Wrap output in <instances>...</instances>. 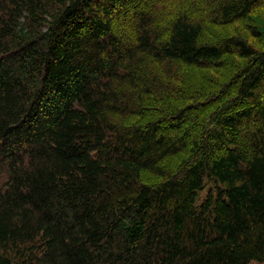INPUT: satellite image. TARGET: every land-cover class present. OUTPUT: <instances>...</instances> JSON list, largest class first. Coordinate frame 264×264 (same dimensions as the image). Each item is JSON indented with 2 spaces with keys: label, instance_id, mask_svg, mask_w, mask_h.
Instances as JSON below:
<instances>
[{
  "label": "trees",
  "instance_id": "obj_1",
  "mask_svg": "<svg viewBox=\"0 0 264 264\" xmlns=\"http://www.w3.org/2000/svg\"><path fill=\"white\" fill-rule=\"evenodd\" d=\"M172 1L0 0V264L264 263V0Z\"/></svg>",
  "mask_w": 264,
  "mask_h": 264
},
{
  "label": "rangeland",
  "instance_id": "obj_2",
  "mask_svg": "<svg viewBox=\"0 0 264 264\" xmlns=\"http://www.w3.org/2000/svg\"><path fill=\"white\" fill-rule=\"evenodd\" d=\"M173 3L174 2L172 0H155V3L153 5L154 6V11L157 12V11L163 10L168 5H171ZM117 21H118V22H116L117 24L120 23V24H118V27L120 29H125L126 28V26L124 25V22L123 21H121V20H117ZM117 30L119 31L118 28H117ZM217 73H218V71H217ZM204 76H205L204 73H198V74H196L195 72H192L191 80H193V84H192L193 91H195L198 88L199 81H201V78H204ZM203 99L205 100V98H203ZM204 100H202V101H204ZM176 104H177L178 107L180 106L178 103H176ZM157 106L159 107L158 110H162L163 109V104H157ZM158 110H156V113H159V115H160L161 112H159ZM156 113H154V114H156ZM154 114H152V116ZM193 128H194V126L192 127L190 125V129L192 130ZM183 132H186V131H183ZM186 133H191V132L189 130H187ZM191 143H192V141H191ZM170 161H171V163H170ZM169 163H170V165H173L174 166V165L177 164V160L176 159L169 160ZM254 264H261V263H254ZM262 264H264V263H262Z\"/></svg>",
  "mask_w": 264,
  "mask_h": 264
}]
</instances>
